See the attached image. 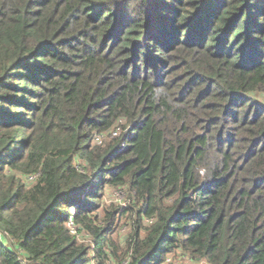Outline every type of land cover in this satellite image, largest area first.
I'll use <instances>...</instances> for the list:
<instances>
[{
	"label": "trees",
	"instance_id": "1",
	"mask_svg": "<svg viewBox=\"0 0 264 264\" xmlns=\"http://www.w3.org/2000/svg\"><path fill=\"white\" fill-rule=\"evenodd\" d=\"M260 97L264 0H0V264H264Z\"/></svg>",
	"mask_w": 264,
	"mask_h": 264
},
{
	"label": "rangeland",
	"instance_id": "2",
	"mask_svg": "<svg viewBox=\"0 0 264 264\" xmlns=\"http://www.w3.org/2000/svg\"><path fill=\"white\" fill-rule=\"evenodd\" d=\"M262 98V97H260ZM264 99V98H262ZM104 198L106 200V205L107 204H111L114 203L115 205H124V198L122 196V194L116 193V191H113L111 189L106 188L104 191ZM99 215H100V219H103L104 217V212H102V208H99ZM145 222V221H144ZM131 219H129L126 216L117 218L114 226L112 227L110 233L108 234V236L110 237V239L113 241V243L116 245L117 250H116V256H122L123 252H124V248H125V241L127 239V236L130 234L131 232ZM103 224V223H101ZM79 242L85 244L86 246H89L90 249L93 251V253H90V258L89 261L87 262V264H99L98 260L99 258H101L102 263L103 264H117L118 260L117 258L110 256L111 258H106L104 255L99 257L97 256V253L95 252V248H94V242H93V238H91V236L88 235H83V237H86L85 239H82L81 235L79 236ZM104 251L111 255V250L109 249H104ZM122 264H127V261H123ZM166 264V263H164Z\"/></svg>",
	"mask_w": 264,
	"mask_h": 264
},
{
	"label": "built area",
	"instance_id": "3",
	"mask_svg": "<svg viewBox=\"0 0 264 264\" xmlns=\"http://www.w3.org/2000/svg\"><path fill=\"white\" fill-rule=\"evenodd\" d=\"M113 134H115V132H113ZM95 140L98 141L99 138H96ZM150 221H151V220L148 219V218L145 219V222H146V223H150ZM67 224H68V226H69L71 232H72V233H75V228H74V224H73V222H72L71 220H69ZM171 260H172L171 257L168 256V257L166 258V260H165V263L167 264V263L171 262ZM174 263H176V261H174ZM183 264H196V263L191 262V261H188V260H185V261L183 262ZM200 264H203V263H200Z\"/></svg>",
	"mask_w": 264,
	"mask_h": 264
}]
</instances>
